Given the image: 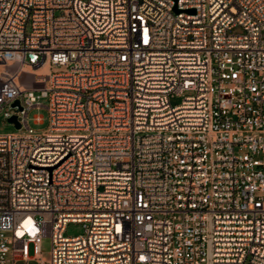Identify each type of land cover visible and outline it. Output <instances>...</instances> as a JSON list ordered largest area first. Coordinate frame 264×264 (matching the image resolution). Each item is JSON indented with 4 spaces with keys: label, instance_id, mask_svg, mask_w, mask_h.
Returning <instances> with one entry per match:
<instances>
[{
    "label": "built area",
    "instance_id": "built-area-1",
    "mask_svg": "<svg viewBox=\"0 0 264 264\" xmlns=\"http://www.w3.org/2000/svg\"><path fill=\"white\" fill-rule=\"evenodd\" d=\"M2 111L0 264H264V0H0Z\"/></svg>",
    "mask_w": 264,
    "mask_h": 264
},
{
    "label": "rangeland",
    "instance_id": "rangeland-1",
    "mask_svg": "<svg viewBox=\"0 0 264 264\" xmlns=\"http://www.w3.org/2000/svg\"><path fill=\"white\" fill-rule=\"evenodd\" d=\"M239 29H235V32H238ZM66 68L64 66H58V65H53L52 71H61L65 70ZM182 101L181 97H174L172 98L173 104H178ZM40 102L45 105L40 108H34L29 112L28 115V122L31 128L35 130V132H43L45 131L48 126H49V111L46 108L47 105H49V100L48 98H41ZM36 115H41L43 116V122L42 123H37L35 121V116ZM7 132H18L17 127L15 124L9 122L4 115V111L0 112V133H7ZM84 231L82 224L80 223H69L65 235L66 236H75ZM51 238L50 237H45L42 240L41 244V249L43 251V256L47 259L50 256L51 252ZM30 256H34V248L33 244L30 245ZM16 264H26V261L20 260L17 261ZM29 264H39L35 260H31Z\"/></svg>",
    "mask_w": 264,
    "mask_h": 264
},
{
    "label": "water",
    "instance_id": "water-1",
    "mask_svg": "<svg viewBox=\"0 0 264 264\" xmlns=\"http://www.w3.org/2000/svg\"><path fill=\"white\" fill-rule=\"evenodd\" d=\"M175 10H176L177 12H179V9H178L177 6H175ZM189 12H195V11H194V9H190ZM15 104H18V102H16ZM9 122L15 124V126L18 127V128L20 127V124L17 122L15 116L12 117V118H10V119H9Z\"/></svg>",
    "mask_w": 264,
    "mask_h": 264
},
{
    "label": "bare ground",
    "instance_id": "bare-ground-1",
    "mask_svg": "<svg viewBox=\"0 0 264 264\" xmlns=\"http://www.w3.org/2000/svg\"><path fill=\"white\" fill-rule=\"evenodd\" d=\"M26 69L29 70L33 74L36 73V72H39V71H48V67L47 66L42 67L40 70H34V69L30 68V67H26Z\"/></svg>",
    "mask_w": 264,
    "mask_h": 264
}]
</instances>
